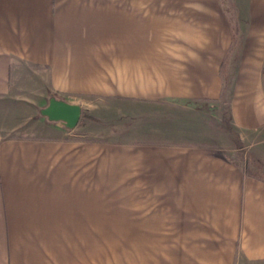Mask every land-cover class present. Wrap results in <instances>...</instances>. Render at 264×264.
I'll list each match as a JSON object with an SVG mask.
<instances>
[{
  "label": "crops",
  "instance_id": "1",
  "mask_svg": "<svg viewBox=\"0 0 264 264\" xmlns=\"http://www.w3.org/2000/svg\"><path fill=\"white\" fill-rule=\"evenodd\" d=\"M109 92L129 155L43 114ZM0 264H264V0H0Z\"/></svg>",
  "mask_w": 264,
  "mask_h": 264
},
{
  "label": "rangeland",
  "instance_id": "2",
  "mask_svg": "<svg viewBox=\"0 0 264 264\" xmlns=\"http://www.w3.org/2000/svg\"><path fill=\"white\" fill-rule=\"evenodd\" d=\"M52 98L67 100V97L61 95L57 97L55 95ZM50 100H48V104ZM71 100L79 102L83 106V115L78 124L80 125L79 130L85 135V138L94 142H105L108 144V149L110 146H118L120 152L116 151L112 154L129 155L131 142L138 139L140 133H145V121L141 122L145 120V117H142L141 113L147 106L141 102L115 98L114 92L90 94L80 99ZM229 102L228 96L225 94L218 102L192 101L185 105L187 109L195 110L196 115L200 113L198 111L200 110L202 114L196 118L202 120L204 125L211 126V130L218 135L219 139L226 138L224 133H228L232 139L237 141L236 131L232 127ZM161 107L168 109L171 106L170 104L155 103L156 110ZM108 154L111 153L108 151Z\"/></svg>",
  "mask_w": 264,
  "mask_h": 264
},
{
  "label": "water",
  "instance_id": "3",
  "mask_svg": "<svg viewBox=\"0 0 264 264\" xmlns=\"http://www.w3.org/2000/svg\"><path fill=\"white\" fill-rule=\"evenodd\" d=\"M43 114L52 120L65 121L69 127H75L81 119L82 107L52 98L49 105L43 110Z\"/></svg>",
  "mask_w": 264,
  "mask_h": 264
},
{
  "label": "trees",
  "instance_id": "4",
  "mask_svg": "<svg viewBox=\"0 0 264 264\" xmlns=\"http://www.w3.org/2000/svg\"><path fill=\"white\" fill-rule=\"evenodd\" d=\"M82 115H83V111H82Z\"/></svg>",
  "mask_w": 264,
  "mask_h": 264
}]
</instances>
